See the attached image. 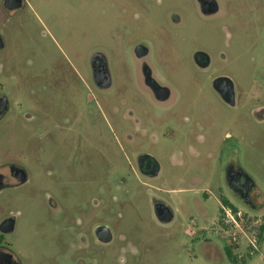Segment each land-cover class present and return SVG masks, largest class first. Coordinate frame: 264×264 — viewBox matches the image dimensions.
<instances>
[{"label": "rangeland", "instance_id": "374dc122", "mask_svg": "<svg viewBox=\"0 0 264 264\" xmlns=\"http://www.w3.org/2000/svg\"><path fill=\"white\" fill-rule=\"evenodd\" d=\"M0 0V83L12 114L0 126V157L28 181L0 193L3 246L20 264H234L226 198L246 234L240 264H264V0ZM170 90L156 102L141 78ZM208 58L206 68L194 62ZM110 75L96 86L93 61ZM224 79L228 93L214 83ZM144 155V156H142ZM149 156L158 175L140 172ZM229 165L254 184L253 203L235 196ZM168 206L170 221L156 208ZM111 233L102 242L97 229Z\"/></svg>", "mask_w": 264, "mask_h": 264}, {"label": "flooded vegetation", "instance_id": "af4514ba", "mask_svg": "<svg viewBox=\"0 0 264 264\" xmlns=\"http://www.w3.org/2000/svg\"><path fill=\"white\" fill-rule=\"evenodd\" d=\"M198 3L200 10L205 15H215L217 12V4L214 0H198ZM3 5L7 12H13L22 7L23 0H4ZM3 46L0 47V49H2ZM140 52V55H142L140 56L142 61L141 78L144 86L152 94L156 102L165 104L171 96L170 90L159 85L156 81H152V79L149 81L148 76H150V69L145 60V56L143 55V50H140ZM194 62L200 68H206L208 58L205 55L198 53L194 57ZM92 71L96 86L106 89L110 85V75L107 69L105 58H95L93 61ZM214 86L217 90V93H220L223 96H225L229 91V85L224 79H218L214 83ZM11 110V99L6 95L4 85L0 83V126L4 120L11 116ZM254 114L257 118L261 119L260 121H264V107L258 108ZM1 137L2 131H0V139ZM142 156H139L138 158L140 172L148 178L157 177L159 169L154 159L149 156ZM229 166L230 167H228L227 171V183H229L228 187L235 196H237L239 199H242L248 206H252L255 209L256 206L253 203L252 198L254 187L250 188L248 193H246V190L241 186L242 183H245V174L239 170L237 166ZM20 171L25 172V169L22 165L16 163L11 158L0 157V193L5 189L17 188L27 183L28 178L26 173V181L22 182L21 177L18 175V172ZM156 210L158 217L162 221H170L173 217V212L166 205H159ZM13 231L14 222L12 220L4 221L0 226V264H20L12 252L3 246L5 240L4 235L10 234ZM97 231L96 235L98 237Z\"/></svg>", "mask_w": 264, "mask_h": 264}, {"label": "built area", "instance_id": "2783aa9c", "mask_svg": "<svg viewBox=\"0 0 264 264\" xmlns=\"http://www.w3.org/2000/svg\"><path fill=\"white\" fill-rule=\"evenodd\" d=\"M221 221L224 227H228L230 229V242L231 245H235L239 241V237L241 234H246L242 224V215L239 211L233 209L230 206H225L221 203ZM247 235V234H246ZM250 248L253 250L257 249V245L259 244L257 235H254L252 239L249 238Z\"/></svg>", "mask_w": 264, "mask_h": 264}, {"label": "water", "instance_id": "95a60500", "mask_svg": "<svg viewBox=\"0 0 264 264\" xmlns=\"http://www.w3.org/2000/svg\"><path fill=\"white\" fill-rule=\"evenodd\" d=\"M2 46H3V42H2V39L0 38V47H2ZM18 175L21 177V181L22 182L26 181L25 172L20 171V172H18ZM244 177H245V183H242L241 186H242L243 189L246 190V193H248V190L250 188L255 187V184H254L253 180L249 176L245 175ZM97 234H98L99 239L102 242H104V243L109 242L111 240V238H112L111 233L106 228L98 229Z\"/></svg>", "mask_w": 264, "mask_h": 264}, {"label": "trees", "instance_id": "16d2710c", "mask_svg": "<svg viewBox=\"0 0 264 264\" xmlns=\"http://www.w3.org/2000/svg\"><path fill=\"white\" fill-rule=\"evenodd\" d=\"M221 203L225 206H230L232 207L233 209L234 206L230 203V201L226 198H223L221 200ZM236 210V209H235ZM222 212V211H221ZM222 217V216H221ZM257 238H258V242H262L263 239H264V224L261 225L259 228H258V233H257ZM238 248V245L235 244V245H230L226 248L225 252H226V255L228 257V259L233 262L234 264H240L237 260V258L234 256V253H233V250L234 249H237Z\"/></svg>", "mask_w": 264, "mask_h": 264}]
</instances>
